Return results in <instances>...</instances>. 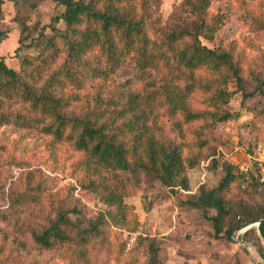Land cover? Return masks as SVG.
Returning a JSON list of instances; mask_svg holds the SVG:
<instances>
[{"label": "trees", "instance_id": "1", "mask_svg": "<svg viewBox=\"0 0 264 264\" xmlns=\"http://www.w3.org/2000/svg\"><path fill=\"white\" fill-rule=\"evenodd\" d=\"M53 1L58 12L48 24L52 33L34 36L28 27L21 29L18 68L0 56V123L38 129L53 147L78 154L79 189L103 207L82 227L81 209H72L73 220L60 205L57 217L31 236L41 248L66 250L70 264H108L111 259L164 264L156 239L139 235L130 244L121 231L114 232L112 227L130 232L140 227L133 206L124 202L127 183L117 171H142L174 192L188 190L187 172L207 157L210 145L200 134L231 117L225 106L233 95L230 86L240 87L245 80L246 54L236 44L215 48L203 42L213 40L224 22L220 13L211 12L213 0H184L195 24L174 29L151 0ZM4 34L0 31V40ZM125 63L134 65L136 77L119 81ZM257 89L264 95V79ZM45 183L36 169L20 172L8 188L10 204H41ZM263 189L257 167L245 171L225 163L218 184L200 186L186 202L214 210L207 216L215 236L233 239L264 218ZM251 235L264 240V220L241 238ZM116 249L118 255H112ZM260 251L264 259L261 241ZM0 256L22 264L3 242Z\"/></svg>", "mask_w": 264, "mask_h": 264}, {"label": "rangeland", "instance_id": "2", "mask_svg": "<svg viewBox=\"0 0 264 264\" xmlns=\"http://www.w3.org/2000/svg\"><path fill=\"white\" fill-rule=\"evenodd\" d=\"M151 7L163 15L169 29L195 24L184 0H151ZM210 10L220 13L224 22L213 40L203 42L215 48L236 44L246 54L245 80L240 87L235 83L230 86L233 95L225 106L231 117L208 126L206 133L200 134L208 138L210 145L207 157L187 172L188 190L174 192L154 176L119 169L118 174L127 183L124 202L133 206L140 227L135 232L112 228L115 233L121 231V237L129 239L130 244L137 242L139 235L156 239L158 257L164 264H264L260 254V241L264 246V240L255 235L249 240L241 238L248 226L240 229L233 239L217 238L208 217L215 211L186 202L196 196L200 186L210 189L217 185L224 175L225 163L233 164L237 170L257 167L264 180V95L257 89L259 80L264 79V0H213ZM57 12L53 0H18V3L4 0L0 31L5 34L0 40V56L18 68L16 49L21 29L28 27L34 36L40 31L50 34L48 24ZM58 26L64 28L62 23ZM135 77L134 65L125 63L117 79L127 81ZM190 138L196 141L194 132ZM54 147L50 138L38 129L13 122L0 123V243L18 254L22 264H70V253L41 248L33 240L32 230L55 219L60 205L70 212L73 220L76 214L72 209L80 208L82 227L95 219L103 207L96 198L79 189L78 179L83 171L75 165L78 154ZM28 169L38 170L46 179L41 204L11 205L8 188L20 172ZM112 255H118V250ZM0 264L13 263L0 256ZM108 264L120 263L111 259Z\"/></svg>", "mask_w": 264, "mask_h": 264}, {"label": "water", "instance_id": "3", "mask_svg": "<svg viewBox=\"0 0 264 264\" xmlns=\"http://www.w3.org/2000/svg\"><path fill=\"white\" fill-rule=\"evenodd\" d=\"M264 220V218H262L261 220H259L258 222L256 223H253V224H250L247 228L253 226L254 224H256L258 227L260 226V223Z\"/></svg>", "mask_w": 264, "mask_h": 264}]
</instances>
